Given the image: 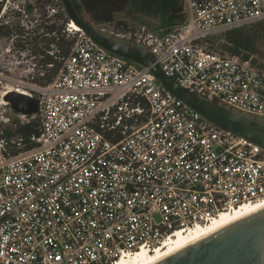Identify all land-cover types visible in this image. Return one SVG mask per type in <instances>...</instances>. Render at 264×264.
<instances>
[{
	"label": "built area",
	"instance_id": "2783aa9c",
	"mask_svg": "<svg viewBox=\"0 0 264 264\" xmlns=\"http://www.w3.org/2000/svg\"><path fill=\"white\" fill-rule=\"evenodd\" d=\"M184 4L186 21L164 34L116 21L96 28L151 50L191 92L264 119V57L233 55L217 38L264 20V0ZM73 22L66 31L77 41L53 82L10 87L36 97V113L17 112L10 88L0 93V264H115L264 199V148L213 125L150 67ZM37 115V145L11 154L6 130Z\"/></svg>",
	"mask_w": 264,
	"mask_h": 264
},
{
	"label": "trees",
	"instance_id": "16d2710c",
	"mask_svg": "<svg viewBox=\"0 0 264 264\" xmlns=\"http://www.w3.org/2000/svg\"><path fill=\"white\" fill-rule=\"evenodd\" d=\"M6 1L0 0V45L3 42L12 43L20 51H28L44 72L34 80L42 85L53 82L77 41V35L70 36L66 31L69 16L66 10H61V0H22V3H17L20 10L1 16ZM72 1L79 13L88 15L96 25L116 21L122 28L128 29L126 20H117L118 14L125 11L137 16L159 18L160 25L151 28L159 34L176 29L186 21L184 0ZM51 9L55 11L51 12ZM217 38L221 47L233 55H264V20L228 29ZM41 132L38 115L27 123L17 122L14 129H7L5 137L11 154L34 148L37 145L35 138Z\"/></svg>",
	"mask_w": 264,
	"mask_h": 264
},
{
	"label": "water",
	"instance_id": "95a60500",
	"mask_svg": "<svg viewBox=\"0 0 264 264\" xmlns=\"http://www.w3.org/2000/svg\"><path fill=\"white\" fill-rule=\"evenodd\" d=\"M70 19L104 49L150 67L159 82L187 106L198 112L213 125L231 131L264 148V121L237 112L225 105L206 99L186 89L169 76L155 54L107 37L79 13L72 0H62ZM5 100L17 112L34 114L39 100L18 91H10ZM152 264H264V208L228 224L205 237L169 254Z\"/></svg>",
	"mask_w": 264,
	"mask_h": 264
},
{
	"label": "rangeland",
	"instance_id": "374dc122",
	"mask_svg": "<svg viewBox=\"0 0 264 264\" xmlns=\"http://www.w3.org/2000/svg\"><path fill=\"white\" fill-rule=\"evenodd\" d=\"M22 0H7L1 16L10 15L16 10H20L17 3H22ZM9 8V9H8ZM4 9L6 11H4ZM88 21L91 22L88 15H83ZM126 20L128 28L146 25L149 28H156L160 25V19L151 18L144 15H133L128 11L119 13L117 20ZM95 27L97 26L91 22ZM219 36L221 33L218 34ZM217 35V36H218ZM264 54V53H263ZM260 56H264L261 55ZM40 64H36L30 57L28 51H20L15 48L12 43L3 42L0 45V93L10 87H30L40 74L38 68ZM264 121V119H261Z\"/></svg>",
	"mask_w": 264,
	"mask_h": 264
},
{
	"label": "bare ground",
	"instance_id": "6f19581e",
	"mask_svg": "<svg viewBox=\"0 0 264 264\" xmlns=\"http://www.w3.org/2000/svg\"><path fill=\"white\" fill-rule=\"evenodd\" d=\"M72 25L74 29L81 30V27L77 23L73 22ZM12 90L22 91L18 88L8 89V91ZM262 208H264V199L250 204L246 203L240 207H235L231 211H224L219 215V217L214 219L206 226L197 227L189 233L177 231L171 237H169L163 243V245L159 246L154 251H148L147 249L138 250L130 257H122L118 259L115 264H152L168 256L169 254L205 237L206 235Z\"/></svg>",
	"mask_w": 264,
	"mask_h": 264
}]
</instances>
